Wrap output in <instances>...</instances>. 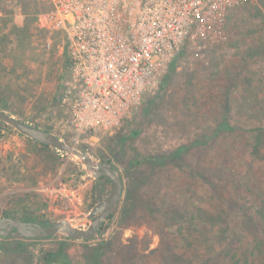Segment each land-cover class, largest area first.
<instances>
[{"label":"rangeland","instance_id":"obj_1","mask_svg":"<svg viewBox=\"0 0 264 264\" xmlns=\"http://www.w3.org/2000/svg\"><path fill=\"white\" fill-rule=\"evenodd\" d=\"M50 8L42 0H0V108L53 131L96 161L115 163L123 172L124 194L99 236L88 243L69 240L65 234L6 241L0 237V243L21 240L26 257L36 264L64 240L70 242L66 250L73 264H94L91 244L100 242H105L101 257L111 264H163L166 259L174 262L172 256L178 254L187 259L208 256L207 232L193 240L190 230L203 226L201 219L197 225L198 214L216 194L210 185V167L225 172L237 163L234 168L241 189L253 191L242 194V202L252 205L264 195V157L255 161L251 153L244 154L243 139L238 136L249 139L251 128L262 124L256 120L264 118V111L257 106L254 113L239 112L231 101L238 97L251 104L257 97L264 105V0H247L231 9L222 37L191 36L186 40L169 76L163 77L158 89L146 92L117 128L84 134L71 124L72 71L67 52L59 39L52 48L46 47L49 33L38 23L37 15ZM228 87L236 90L229 92ZM245 87H250L252 95ZM226 92L231 106L227 114L236 132L230 138L219 137L223 145L217 140L207 153L208 143L201 141L183 152L184 163L153 159V171L149 168L153 162L137 161L144 154H169L197 134L209 137L216 127L213 120L225 113L221 102L227 100ZM134 130L140 134L134 136ZM225 157L229 159L226 167L220 163ZM133 174L139 180L144 177L145 184L135 193L142 194V201L128 211L123 201ZM224 181L233 188L234 178ZM111 187L109 180L96 179L79 156L45 147L0 122V207L4 215L50 222L70 217L85 227L89 221L83 218ZM168 206L176 209L175 217L165 213ZM182 213L184 222L188 221L185 226H190L185 232L179 218ZM3 254L0 264H4Z\"/></svg>","mask_w":264,"mask_h":264},{"label":"built area","instance_id":"obj_2","mask_svg":"<svg viewBox=\"0 0 264 264\" xmlns=\"http://www.w3.org/2000/svg\"><path fill=\"white\" fill-rule=\"evenodd\" d=\"M38 16L67 52L71 124L79 134L113 130L158 89L191 36L222 37L229 12L247 0H42Z\"/></svg>","mask_w":264,"mask_h":264},{"label":"trees","instance_id":"obj_3","mask_svg":"<svg viewBox=\"0 0 264 264\" xmlns=\"http://www.w3.org/2000/svg\"><path fill=\"white\" fill-rule=\"evenodd\" d=\"M174 66L175 62L173 61L170 64L169 71H171ZM167 76H169V74H167ZM231 90L232 87H228L229 92H234L236 88L233 87V91ZM245 91H248L251 95L253 93L250 87H245ZM229 92H226L225 95L227 100L221 102L223 104L225 113L221 117L213 120L216 123V127L213 129L212 134L209 137L207 136L205 138L204 136H201V134H197V137H195V139L190 142L191 144H181L176 150L170 151L169 154H144L142 155L141 159L136 160L140 163L141 161L145 162L146 160L147 162L151 163L153 162V159L162 158L163 163L164 161L166 162V159H173L176 162L180 160L182 161V163H184L186 159L182 156L183 152L188 151L189 149H191L190 147L197 145L201 141H203L204 143H208V147L205 150L207 153L211 151L209 150V148L213 147L215 141L218 140V144L220 143L223 145L222 140L219 137L228 136L230 138V136H232V134L236 132V127L233 123V120L231 119L229 114H227V110H231V106L229 103ZM256 93L258 94V91ZM258 99L259 98L256 97V99L251 104H244L242 100L238 101V97H236L235 100L231 101H234L235 107H238L239 112H241V110H244L254 113L253 111L258 108H261L258 110L263 112L264 105H260ZM258 121H261L262 124H258L259 126L256 125L255 127L251 128V133L249 134L250 138L246 141H244V135L238 134V136L243 139L241 143L242 152H244V154L251 153L255 161L256 159L264 157V118L257 119L256 122ZM132 134L134 136H138L140 132L138 130H134L132 131ZM42 145L48 148L50 147L45 144ZM228 161L229 159L225 157L221 158L220 163L224 167H226ZM158 163L159 162L157 161V164ZM232 165L233 167H230L229 170L228 167H226L227 170L225 172H215L210 167V185L215 189L216 194L214 197H212L213 199L210 200L208 207L203 208L198 214L197 223L199 222V219H201L203 223L202 227H196L195 230L193 227V229L190 230V226H185V223H188L187 220L184 222L186 215L184 213L179 214L180 221L184 222L182 223L183 232H185L186 230H190V233L193 235V240L195 238L198 239L202 237V234L204 235V233L207 232V238L205 239L204 245L206 247L205 249L208 256L204 258L203 256H201L200 258L190 257L191 259H187L183 257L184 255L178 254V256H172L173 252L170 251L169 254L172 257L176 258L175 261L170 262L169 259H166L163 264H264V195H261L259 201L254 200L252 205L242 202L243 199H245L242 194H250L253 193V191L250 188H248V192H245L244 189H241L242 183L238 178L239 176H237L239 173H237L236 169L234 168L237 166V163H232ZM149 168H152L153 171L156 168V162L154 161L152 165H149ZM230 177L234 178L232 189L228 187L227 182L224 181V178L228 179ZM143 178L144 177L139 180L138 176H134V174L133 176L130 175L128 186L126 188L127 194L123 201L125 205H128V211H131V209H133L137 202L142 201V194L135 193L138 191V189L142 188L143 184H145V180H142ZM101 179L109 180L106 177L99 178V180ZM215 201H218V204H216ZM231 207L233 209H231ZM167 209V212H165L167 216L173 215L175 217L174 212L176 211V209L172 206H168ZM234 209H236L237 211ZM2 215L8 216L4 215L3 213ZM20 218L28 221L45 222L40 219L31 217ZM199 223L197 224L198 226L201 225ZM183 232H181V235ZM0 237L5 239V241L16 239V236H10V238L2 236ZM67 238L69 239L68 236ZM69 240L61 241L58 248H56L55 250H50L43 254L40 263L73 264V260L68 256V252L66 250L70 245ZM12 241L13 242L6 243V245L0 243V253L3 252V255H5V258L3 260L4 264L37 263L36 261H34L33 263L30 257H26V252H24V242H22L21 240ZM88 242L89 241H86V243ZM91 245H93L94 255H92V257L95 258L94 264H111L107 261L104 262L103 258L101 257L103 255V250H105V242L95 243Z\"/></svg>","mask_w":264,"mask_h":264},{"label":"water","instance_id":"obj_4","mask_svg":"<svg viewBox=\"0 0 264 264\" xmlns=\"http://www.w3.org/2000/svg\"><path fill=\"white\" fill-rule=\"evenodd\" d=\"M0 121L13 126L20 133L41 144L79 156L96 179L106 177L112 184L109 193L103 199L99 200L92 207L89 214L83 218L84 221H89L85 227L80 226L77 219L70 217L62 218L54 222H38L11 217L10 215L3 216L0 207V236L9 238L10 236L47 238L57 234H65L72 241H90L98 237L104 222L122 201L124 194V176L122 169L111 161H96L90 153L73 147L71 144L69 145L53 131L17 118L2 108H0Z\"/></svg>","mask_w":264,"mask_h":264}]
</instances>
